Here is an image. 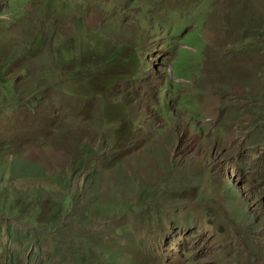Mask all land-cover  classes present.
Returning a JSON list of instances; mask_svg holds the SVG:
<instances>
[{
  "label": "rangeland",
  "instance_id": "374dc122",
  "mask_svg": "<svg viewBox=\"0 0 264 264\" xmlns=\"http://www.w3.org/2000/svg\"><path fill=\"white\" fill-rule=\"evenodd\" d=\"M263 98L264 0H0V264L143 257L187 212L251 250L221 150Z\"/></svg>",
  "mask_w": 264,
  "mask_h": 264
},
{
  "label": "trees",
  "instance_id": "16d2710c",
  "mask_svg": "<svg viewBox=\"0 0 264 264\" xmlns=\"http://www.w3.org/2000/svg\"><path fill=\"white\" fill-rule=\"evenodd\" d=\"M248 114H245L243 107L239 108L237 117H235L237 123L244 127L245 135L241 137V140L234 141L231 147H241L247 153L252 156H244L241 153L234 155L232 152H228V149H222L225 153L224 163L226 166L231 167L235 172V182H237L239 190H235V193L241 192L244 198V206L248 218V236L247 239L252 243L251 257L249 263H258L260 260H264V98L261 104H252ZM222 147L226 145L222 142H218ZM233 192V190H231ZM190 213L187 212V217L183 222L173 219L170 225L173 227L172 232L159 228V233L162 236H168V244L166 248L160 251H154L153 249H142L143 257L134 256L129 260H124L123 254L116 256L109 253L107 261L109 264H245L246 254L245 246L241 243L238 245L235 242V235L230 241L231 245L223 247V243L219 242L213 236L206 237V231L201 227H196V223L189 222ZM221 222L231 224L227 221L224 215L220 212L217 213ZM167 216V212L163 211L161 214L159 210L152 209L149 213V218H155L156 220L164 219ZM194 223V224H191ZM184 238L178 235L176 229L185 228ZM194 227L200 231L197 238L194 241L187 239V236L192 235L191 230ZM184 230V229H183ZM182 230V231H183ZM202 241L199 243V239ZM175 240V249L172 247V240ZM246 244V239H242ZM200 248L202 249H199ZM95 247V245H93ZM177 255L174 254V252ZM203 250V251H201ZM247 250V248H246ZM92 263L98 264L92 259ZM107 264V263H106Z\"/></svg>",
  "mask_w": 264,
  "mask_h": 264
}]
</instances>
